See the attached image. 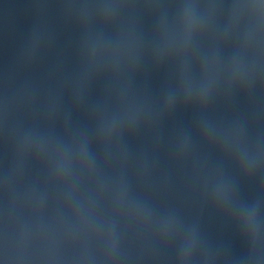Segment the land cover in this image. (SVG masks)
<instances>
[{
	"label": "water",
	"instance_id": "1",
	"mask_svg": "<svg viewBox=\"0 0 264 264\" xmlns=\"http://www.w3.org/2000/svg\"><path fill=\"white\" fill-rule=\"evenodd\" d=\"M0 264H264V0H0Z\"/></svg>",
	"mask_w": 264,
	"mask_h": 264
}]
</instances>
